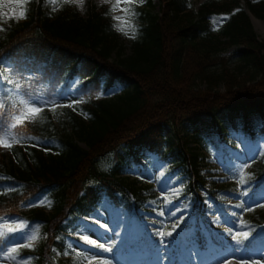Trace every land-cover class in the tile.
<instances>
[{
    "label": "trees",
    "instance_id": "16d2710c",
    "mask_svg": "<svg viewBox=\"0 0 264 264\" xmlns=\"http://www.w3.org/2000/svg\"><path fill=\"white\" fill-rule=\"evenodd\" d=\"M153 3L145 0V9L137 11L127 54L110 7L94 0H86L85 13L75 5L53 11L46 0H31L27 18L0 31V72L10 67L26 98L83 101L43 111L42 121L16 130L36 140L0 147L2 222L38 223L46 236L42 244L20 249L18 260L87 264L85 257L97 249L78 239L77 230L102 214L105 203L121 213L145 212L155 227L164 225L163 238L156 231L126 237L117 244L119 253L162 251L169 263L193 247H223L231 241L214 220L250 207V236L234 242L248 255L264 248V207H256L264 203V37L256 35L247 14L264 24V0ZM0 81L12 89L0 93L10 112L14 84ZM221 115L226 122L244 119L242 131L258 148L259 165L245 184L233 174L228 183L206 189L200 174L204 126H219ZM254 115L260 123L248 124L245 119ZM118 148L114 165L101 171L98 161ZM144 157L172 158L188 175L186 189L157 195L136 178L147 170ZM178 206H190V212L173 229L160 211L167 215ZM11 239L0 240V249L12 247Z\"/></svg>",
    "mask_w": 264,
    "mask_h": 264
},
{
    "label": "rangeland",
    "instance_id": "374dc122",
    "mask_svg": "<svg viewBox=\"0 0 264 264\" xmlns=\"http://www.w3.org/2000/svg\"><path fill=\"white\" fill-rule=\"evenodd\" d=\"M194 3L197 7L203 0H189ZM6 7L0 9L7 15L0 18V28L6 31L7 29L16 27L21 23L22 20H15L14 18H9L11 15L10 9L14 8V4L10 3L9 0H4ZM115 0H94L97 6L106 5L111 7ZM156 4V0L154 3ZM79 11L86 12V0H84L83 8H78ZM133 11L135 15L131 19V24L135 27L136 25V13L145 9V0L142 3L133 5ZM18 11V10H17ZM123 13L119 10L112 12V17H120ZM114 20V19H113ZM255 21V22H253ZM115 26L117 21L114 20ZM254 31L259 38L264 37V24L253 18L251 19ZM130 31V29H129ZM119 42L124 46L126 54L130 51L131 38L126 37L122 33L117 31ZM232 51V50H231ZM231 51L227 52L226 55L230 54ZM232 65L235 63V58L231 61ZM5 88L3 82L0 81V93ZM223 92L222 89H220ZM17 94L16 92H14ZM18 95V94H17ZM38 104L44 107V111L51 113L49 108L52 106L51 102L44 100H34ZM68 98H63L61 101L55 102L57 104L66 103ZM59 109V108H57ZM53 117H55L53 115ZM220 121H223L219 126H214L210 122L204 126V137L205 143L203 148H201V153L203 154V160L201 161L200 174L206 179V189H212L214 184H226L229 181V175H239L241 169L244 170L246 177L252 175L258 168L259 163L257 158L259 156L258 148L254 145V141L249 135L244 134L242 131V123L244 119H239L238 121L226 122L227 118L224 115L218 117ZM230 118V117H229ZM248 124H259L260 120L258 116H247L245 119ZM57 124V123H55ZM166 137H170L169 130L166 131ZM174 143V142H173ZM7 148H3L6 151ZM168 146H166V150ZM122 149L118 148L111 154L106 155L101 158L97 166L101 171H108L116 162L117 154L121 152ZM142 162L147 166V170L142 173L141 176H136V178L147 185L154 187L157 195L163 197L169 193L179 194L186 189L188 184V175L183 167H175V162L172 158H168L167 161H162L158 157H144L140 158ZM254 161V162H253ZM251 165L250 167H245V165ZM230 172V174L227 173ZM200 195L204 197V192ZM209 206L211 204L205 201ZM244 207L245 202H241ZM104 211L102 214L97 216V218L91 220L90 222L83 223L82 226L77 230V238L80 236H88L89 239L95 240L97 243H103L105 247H110V251H102L98 248L97 250L91 249L89 252V258H94L96 260H103L105 264H264V248L260 251L246 254L243 249L236 245L232 240L231 235L226 229L231 228L236 232L248 231V222L250 211L243 214H238L237 211L231 212V216L227 218H218L214 220L213 225L222 233L225 241L230 240L231 243L223 247H213L208 246L204 249L193 247L187 252H178L176 258H172L169 263H167L166 256L164 252H157L155 254H150L148 252H127L119 253L116 250L118 242H120L127 233L130 236H139L143 232V228L149 233L156 231L161 232L164 225L162 221H159V226L155 227L153 221L150 217H147L145 212L138 213L141 219L135 218L134 213H121L118 209H112V205L104 204ZM237 209V208H236ZM163 220L177 224V221L181 217L188 216L190 212V206H178L174 209V212L166 215L164 211H160ZM235 213L236 215H233ZM144 218V219H142ZM87 221V220H86ZM12 222L8 224L20 223ZM26 228L23 229L24 233H30L32 230H38L40 239L34 244L36 247L45 241V234L42 231V227L38 223H27ZM104 224L105 228H101L99 225ZM107 229V230H106ZM12 237L11 244L14 246L26 243L27 240L23 236L22 232L8 233ZM243 239L242 237H239ZM81 240V239H80ZM226 243V242H225ZM23 249V248H22ZM0 264H10L9 261L0 260ZM88 264V262H87Z\"/></svg>",
    "mask_w": 264,
    "mask_h": 264
},
{
    "label": "snow or ice",
    "instance_id": "6c2138e0",
    "mask_svg": "<svg viewBox=\"0 0 264 264\" xmlns=\"http://www.w3.org/2000/svg\"><path fill=\"white\" fill-rule=\"evenodd\" d=\"M10 3L14 4V8L10 9L11 15L9 18H14L15 20H23L27 18V6L31 2V0H9ZM47 3L55 5L53 7V11L59 10L61 5H75L78 8H83L84 0H46ZM143 0H139V3H142ZM137 4V0H115V2L111 5L109 12H115L119 10L123 13L120 17H113L114 20L117 21L116 30L128 38H135L136 30L135 27L131 24V19L135 15L133 11V5ZM4 0H0V9L6 7ZM18 10V11H17ZM7 14L3 11H0V18L5 17ZM130 29V31H129ZM4 29L0 28V31ZM11 68L4 67L3 71L0 72V77H2L3 81H6L7 84L13 85L16 93L18 94L15 102L11 105V111L5 112V104L0 102V147L3 148H12L14 145L21 143L25 139L27 140H36L35 137L32 136H24L22 132H17L16 130L25 125V123H35L37 120L42 121L43 117L41 113L44 111V107L37 102H35L31 97H27L26 93L22 92V86L20 83L16 82L13 78H11ZM4 91L10 92L12 89H5ZM99 98V97H97ZM83 101H75L73 104H57L55 102L52 103V106L49 108L50 111L55 112L57 108H74V103H81ZM7 117L4 119L3 117ZM31 147H38L39 143L30 145ZM44 151H48L49 149L45 148ZM260 155L264 156V151L260 153ZM254 162V161H253ZM251 165H245V167H250ZM248 177L243 169L239 172V180L237 181L239 184H245L247 182ZM11 190V189H10ZM246 194V193H245ZM241 205H237L240 207ZM256 207H264V203H257ZM248 211H252L253 209L250 207L247 209ZM233 215H236L233 213ZM3 218H0V240H4L7 238L8 233L13 232H22L23 236L26 238V243L18 244L14 247H10L6 252L3 249H0V260L10 261L11 264H31L29 260L26 259H17L19 255L20 249H27L34 246V244L41 238L38 230H32L30 233H24L23 229L26 228V224L24 222L8 224L2 222ZM101 228H105L104 224L99 225ZM173 229L176 227L174 224ZM107 230V229H106ZM232 237V240L235 241L238 245L242 243V240L239 237H242L244 240H247L250 236V232L248 231H240L236 232L231 228L226 229ZM158 235L163 238L165 233L163 231L159 232ZM171 235V233H168ZM80 239L87 243L88 245L98 248L102 251H110V247H105L103 243H97L95 240L89 239L88 236H80ZM161 243H164V240L161 239ZM71 247V246H70ZM68 255L67 252L64 253ZM80 252H76L75 256H80ZM88 259V264H105L103 260H96L94 258L85 257ZM73 264H76L75 259L73 260ZM253 264H256L253 261Z\"/></svg>",
    "mask_w": 264,
    "mask_h": 264
},
{
    "label": "bare ground",
    "instance_id": "6f19581e",
    "mask_svg": "<svg viewBox=\"0 0 264 264\" xmlns=\"http://www.w3.org/2000/svg\"><path fill=\"white\" fill-rule=\"evenodd\" d=\"M252 19V18H251ZM253 22H255V21H253Z\"/></svg>",
    "mask_w": 264,
    "mask_h": 264
}]
</instances>
